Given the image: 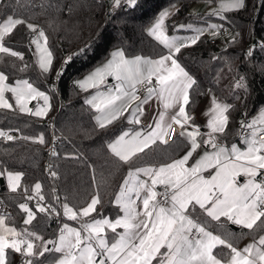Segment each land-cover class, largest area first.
Masks as SVG:
<instances>
[{
    "label": "snow or ice",
    "instance_id": "6c2138e0",
    "mask_svg": "<svg viewBox=\"0 0 264 264\" xmlns=\"http://www.w3.org/2000/svg\"><path fill=\"white\" fill-rule=\"evenodd\" d=\"M15 3L19 6L21 0H15ZM122 3L135 7L137 0H111L113 10ZM6 7L0 0V8ZM245 7V0H220L209 15L224 19L223 13ZM176 12L178 9L174 5L161 11L147 29L148 35L167 49L166 54L158 58L142 55L130 58L122 48L116 49L111 52L110 59L75 82L81 91L96 90L84 103L96 113L93 117L95 126L101 130L122 117L129 125H140L144 105L153 97L162 106L146 130H121L106 145L116 161L128 166L111 201L118 209L115 218L109 219L99 213L98 206L103 205L99 191L91 195L84 206L76 207L70 206L67 197L61 202L53 187L55 203L45 205L42 203L46 200L42 184L36 182L31 191L25 185V202L19 204V209L26 214L25 226L31 225L37 214L42 213L49 218L54 215L57 219L63 217L73 221L79 228L61 220L57 237L45 239L27 227L18 230L9 226L6 222L12 217L7 213L0 214V264H15L13 254L19 257V264H46L39 259L46 253L59 254L53 256L51 264H264V234L258 238L253 236V242L239 248L231 239L212 230V222L221 227L225 221L248 230L241 235L264 230V109L251 120L240 121L243 149L236 143L228 146L222 141L232 105L215 97L206 113L210 117L207 121L209 131L201 133L199 126L190 125L194 117L186 107L191 103L190 89L197 81L176 57L182 48L196 44L206 32L213 36L219 34L220 26L210 24L200 28L180 24L177 29L187 28L195 35L187 38L169 36L166 21ZM20 25H25L33 34L30 43L35 45L40 73L50 74L54 55L48 46L49 38L43 28L27 19L13 14L2 19L0 54L24 60L22 53L5 45V38ZM247 55H252L251 49ZM70 60L68 57L64 64ZM27 68L25 64L19 70L26 71ZM109 78L115 84H109ZM8 79V75L0 71V109L47 117L52 107L49 95L26 79H18L14 86L6 83ZM235 86L247 92L244 77H240ZM141 92L144 94L139 95ZM6 93H11L15 105ZM37 98L43 100V105L30 108L29 101ZM129 111L130 115L126 116ZM186 126L193 130L187 131ZM179 137H185L188 143V150L182 157L159 165L134 167L141 154L146 155L154 145H168L169 140ZM0 139L46 144L43 134L14 136L0 130ZM201 148L202 154L198 152ZM50 154L56 155L54 151ZM3 171L0 169V175ZM47 171L51 178H58L51 166ZM22 175L7 172L11 192L21 189ZM240 177L244 178L242 183ZM33 199L36 200L35 211L27 203ZM201 216L206 219L201 220Z\"/></svg>",
    "mask_w": 264,
    "mask_h": 264
},
{
    "label": "trees",
    "instance_id": "16d2710c",
    "mask_svg": "<svg viewBox=\"0 0 264 264\" xmlns=\"http://www.w3.org/2000/svg\"><path fill=\"white\" fill-rule=\"evenodd\" d=\"M107 1L21 0V4L17 6L15 0H3L7 7L0 8V22L7 14H13L43 28L54 55L51 73L41 74L34 47L30 43L32 35L25 25L18 26L5 38V45L22 53L24 60L0 54V71L9 77L6 83L14 86L18 79H26L51 97L52 107L44 118L20 113L18 110L0 109V130L9 131L14 136L43 134L45 137L44 145L21 139H0V169L4 170L0 175L3 179L0 199L10 208L8 215L12 217L6 223L18 230L27 227L43 235L45 239H55L62 224L54 215L49 218L42 213L37 214V219L31 225L23 224L26 214L19 209V204L25 202V185L31 191L34 184L40 182L46 197L42 202L45 205L55 203L53 187L61 202L67 197L70 206L76 207L84 206L91 195L99 191L103 201L102 207L98 206L99 213L109 219H114L117 215L118 209L111 201L128 166L116 161L106 145L121 130L129 127L122 117L107 129H98L93 119L95 113L84 103L89 97L88 92L79 91L75 81L103 62L116 49L122 48L128 57L142 55L157 58L166 54L167 49L147 33V28L161 11L177 6L178 12L166 22L168 30L180 24L191 22L198 26L197 24L206 25L212 21L218 23L224 31L225 28L236 31V38L223 47H217L213 40L201 36L196 44L182 48L177 54L178 61L197 81L190 89L191 103L186 107V111L194 117L190 125L197 126V107L204 95L212 91L225 103L232 105L228 129L221 138L222 141L225 144L240 143L237 140L240 121L251 118L264 107V0H245L244 9L228 12L224 19L190 15V4L200 0H137L135 7L122 3L121 7L115 10L111 8L106 13ZM250 49L252 55L249 57L247 53ZM68 57L71 60L67 65L64 64L54 90V75L63 59ZM25 64L28 65L27 70L20 71ZM240 77L245 78L247 92L235 86ZM48 118L51 124L46 123ZM51 140L55 141L53 151L56 155L49 156ZM177 142L154 145L147 150L146 155L141 154L134 167L171 161L186 147V143L181 140ZM47 159L51 160V167L58 173V178H51L47 174ZM8 171L23 174L22 187L16 193L8 189ZM27 203L33 211L36 210L35 199ZM93 216H97V213H93ZM204 219L206 218L201 216V220ZM62 220L65 222V218ZM212 230L231 239L237 246L244 239H253V236L257 237L264 232L261 230L241 235V232L247 233L248 230L239 227L234 230L226 221L221 227L212 222ZM49 256L46 253L45 257L39 259L45 261Z\"/></svg>",
    "mask_w": 264,
    "mask_h": 264
},
{
    "label": "crops",
    "instance_id": "0c3cea01",
    "mask_svg": "<svg viewBox=\"0 0 264 264\" xmlns=\"http://www.w3.org/2000/svg\"><path fill=\"white\" fill-rule=\"evenodd\" d=\"M173 7V6H172ZM172 7H170V8H167L166 10H168V9H171ZM176 8H177V6H175ZM172 16H170L168 19H167V21L171 18ZM166 21V22H167ZM154 23V22H153ZM152 23V24H153ZM151 24V25H152ZM150 25V26H151ZM149 26V27H150ZM148 27V28H149ZM147 28V29H148ZM167 31V34L169 35V36H178V37H183V36H185V34L186 33H183V32H185V31H183V32H178L177 30L175 31V33H171V31L172 30H166ZM148 33V32H147ZM33 36V35H32ZM153 38V37H152ZM33 47H34V50H35V45H33ZM131 58V57H130ZM158 58V57H157ZM108 59H110V55L103 61V62H101L100 64H98V65H96L94 68H92L90 71H88L87 73H85L84 75H82L81 77H79L76 81H78V80H82L86 75H88L90 72H92V71H94L95 70V68H97V67H99V66H101L103 63H105ZM75 81V82H76ZM108 83L109 84H115V81L114 80H112L111 78H109V80H108ZM78 88V87H77ZM79 89V88H78ZM79 91H81L80 89H79ZM95 89H89V91H88V95L90 96V95H92V94H94L95 93ZM81 92H83V93H85L84 91H81ZM87 93V92H86ZM144 94V93H143ZM142 94V95H143ZM213 97H215V98H217L218 99V101H220V102H222V103H225V101H223L222 99H220V98H218L212 91H208L205 95H204V97L202 98V100H201V102H200V104L198 105V107H197V110H196V119H197V126H199V129H200V132L201 133H207L208 131H209V129L207 128V121H208V119L210 118L208 115H206V113L210 110V108H211V100H212V98ZM31 103H32V105H31ZM33 104H34V102L33 101H31L30 102V106H33ZM262 109H264V107L263 108H261L260 110H262ZM162 110V106H161V104H160V102L155 98V97H153L150 101H149V103L147 104V105H144V115L141 117V121H142V123L140 124V125H135V124H132V125H129L128 123H127V121H126V119H124V121L126 122V124L128 125V127H129V129H127V130H130V129H135V130H141V129H144V130H146L147 129V125H149V124H152L153 123V120H154V118L155 117H157L158 116V113H159V111H161ZM260 110L256 113V114H254L251 118H250V120L253 118V117H255V116H257L258 114H259V112H260ZM95 115H96V113H95ZM126 116H128V115H130V111H129V113H126L125 114ZM178 127V126H177ZM186 128H187V131H192L193 130V128L191 127V126H186ZM204 139H206L207 137L205 136V137H203ZM198 139H201V137H198ZM179 140H181L182 142H184V143H186V147L184 148V150L181 152V154L179 155V156H177L176 158H174V159H178V158H180V157H182L185 153H186V151L188 150V143H187V140L185 139V137H179L178 139H173L172 141H176V143H178L177 141H179ZM234 143H236L239 147H241L242 149L245 147L241 142L240 143H237V142H234ZM232 144V143H231ZM231 144H226V145H228V146H230ZM198 152H200L201 154H202V152H203V148H201V149H199L198 150ZM173 160V159H172ZM170 162V161H169ZM190 163H191V161H190ZM240 179V182L242 183L243 182V177H240L239 178ZM223 219V218H222ZM65 222L66 223H69L66 219H65ZM72 223H70L69 225L70 226H72V227H77V228H79V224H77V223H75V222H73V221H71ZM230 225H233V224H231V223H229ZM10 226V225H9ZM62 226V225H61ZM233 226H235L236 228L238 227V226H236V225H233ZM59 233V232H58ZM261 234H264V232L263 233H261ZM259 236V235H258ZM258 236H257V238H258ZM57 237V236H56ZM250 242H253V239L252 238H246V239H244L243 241H241L240 242V244L238 245V247L239 248H243V247H245L247 244H249ZM50 254V253H49ZM59 254H54V253H51L50 254V256L48 257V259L47 260H45V262H46V264H51V261H52V258H53V256H58ZM12 259H13V261L15 262V263H18L19 264V257L16 255V254H13L12 255Z\"/></svg>",
    "mask_w": 264,
    "mask_h": 264
},
{
    "label": "rangeland",
    "instance_id": "374dc122",
    "mask_svg": "<svg viewBox=\"0 0 264 264\" xmlns=\"http://www.w3.org/2000/svg\"><path fill=\"white\" fill-rule=\"evenodd\" d=\"M219 2H220V0H215L212 3H209V0L194 1V2H192L190 4V6L188 8V13L190 15L210 16L209 13L218 6ZM229 12H231V11H229ZM227 13L228 12H225V13H223V15L225 16V14H227ZM213 17H217V16H213ZM187 24H192L194 27H200V28H207L208 25H210V24H217V25H219L218 23L212 22V21L208 22L206 25L197 24L198 26L195 25L196 23L193 24L191 22L190 23H187ZM187 24H184V25H187ZM221 28L222 27L220 26V29ZM168 29L169 28L166 27V30H168ZM176 29H177V27L171 29L172 30L171 33H175ZM220 29H219V34H217L215 36L210 35L209 32H206L202 36H206L210 40H213L216 43V46L217 47H223V46H225V44L231 42L233 40V37L236 38V31L231 30L229 28H225V33L222 34V35H220ZM182 30L185 31L183 33H186L185 36H183L182 38H187V37H190V36L195 35V33L192 30H190V29L183 28ZM5 95H6L7 98H9L10 102L13 103V105H15V101L11 98V93H6ZM38 100H41L43 102L42 99L37 98L35 100H30L28 106L30 108L35 109V107L37 105L36 103H37ZM31 101L34 102L33 106H30V102ZM6 181H7V178H6ZM7 186H8V181H7Z\"/></svg>",
    "mask_w": 264,
    "mask_h": 264
},
{
    "label": "built area",
    "instance_id": "2783aa9c",
    "mask_svg": "<svg viewBox=\"0 0 264 264\" xmlns=\"http://www.w3.org/2000/svg\"><path fill=\"white\" fill-rule=\"evenodd\" d=\"M112 6H111V0H108L107 1V4L105 6V9H106V13L109 12L111 10ZM225 31L224 29H220V35L224 34ZM31 35H33L31 33ZM64 70V59L63 61L60 63L55 75H54V78H53V83H52V86H53V89L56 90V83H57V80H58V77L59 75L57 74L58 72H62ZM139 95H142L143 93H138ZM36 104H40V105H43V102L41 100H38ZM245 120H250V118H245ZM47 124H51V120L48 118L45 120ZM242 130L240 129V125L237 127V132H238V135H237V140L241 142V136H240V132ZM173 140V139H172ZM172 140H169V143L172 142ZM55 143V141L51 140L50 142V145L48 147V153H49V156H51L50 153L53 152V144ZM49 166H52V162L50 159H47L46 162H45V169H46V172L47 174L50 176L49 172L47 171V169L49 168ZM10 212V208L4 203L3 200L0 199V214H4V213H9ZM63 217H61L60 219H57L60 223V221L62 220ZM58 232L56 233V236L58 235ZM56 238V237H55ZM51 247V246H50ZM15 264H18V263H15Z\"/></svg>",
    "mask_w": 264,
    "mask_h": 264
},
{
    "label": "water",
    "instance_id": "95a60500",
    "mask_svg": "<svg viewBox=\"0 0 264 264\" xmlns=\"http://www.w3.org/2000/svg\"><path fill=\"white\" fill-rule=\"evenodd\" d=\"M3 184V179L2 178H0V185H2ZM230 227L232 228V229H236V227L235 226H233V225H230Z\"/></svg>",
    "mask_w": 264,
    "mask_h": 264
}]
</instances>
